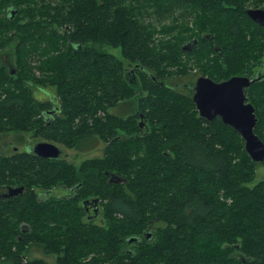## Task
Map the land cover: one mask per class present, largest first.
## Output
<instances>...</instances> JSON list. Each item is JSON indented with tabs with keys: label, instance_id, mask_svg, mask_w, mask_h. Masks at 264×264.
I'll use <instances>...</instances> for the list:
<instances>
[{
	"label": "trees",
	"instance_id": "1",
	"mask_svg": "<svg viewBox=\"0 0 264 264\" xmlns=\"http://www.w3.org/2000/svg\"><path fill=\"white\" fill-rule=\"evenodd\" d=\"M121 1L0 0V54L10 47L14 58L0 64V133L77 151L104 142L101 156L78 164L0 151V185L24 187L0 197V264H51L27 259L30 243L54 264H264V179L248 185L259 162L231 126L198 115L193 80L185 92L168 82L189 55L217 82L256 77L264 27L246 9L264 0ZM209 54L226 64L213 71ZM33 86L54 87L57 102ZM244 93L264 144V75ZM56 186L73 192L39 197ZM84 198L100 199L103 224L84 220Z\"/></svg>",
	"mask_w": 264,
	"mask_h": 264
},
{
	"label": "water",
	"instance_id": "2",
	"mask_svg": "<svg viewBox=\"0 0 264 264\" xmlns=\"http://www.w3.org/2000/svg\"><path fill=\"white\" fill-rule=\"evenodd\" d=\"M246 14L258 25L264 27V8L249 7L246 9ZM186 47L183 48L186 49ZM11 73H13L12 70ZM263 75L264 73H260L253 78L236 75L219 82L207 76H199L193 86L192 94V101L198 115L208 120L219 117L224 123L231 126L242 137L245 150L252 161L259 163L264 161V144L253 131L257 117L253 105L247 101L244 89ZM12 146L13 149L19 148L16 145ZM24 149L37 156L52 159L58 158L62 151L59 145L48 140L25 145ZM23 189V186H9L7 194L15 196ZM133 240L134 238H130L129 242Z\"/></svg>",
	"mask_w": 264,
	"mask_h": 264
},
{
	"label": "rangeland",
	"instance_id": "3",
	"mask_svg": "<svg viewBox=\"0 0 264 264\" xmlns=\"http://www.w3.org/2000/svg\"><path fill=\"white\" fill-rule=\"evenodd\" d=\"M127 1L128 0H124L121 2L125 3ZM189 21H190V23H189L188 27L192 28L193 22H192V20H189ZM170 23L171 22H167L168 26H170ZM161 31H163V32L157 33V36H163L165 38L171 37L173 35H177L179 33V30H170L168 32H165L166 29H164V30L161 29ZM189 33H191V32L188 31L185 34H189ZM104 49L108 52H111V53L117 55V56H120V52L116 48H113L109 45H104ZM213 55L214 54H209V56H205V57L207 60L206 62H210L212 64V66L214 67L213 71H215L220 66H222L223 64H226V63H224L223 61H221L218 58L216 60ZM197 58H196V56H191V55L182 58V62L185 63L186 73L181 74V75H177L168 81L170 84L177 85V87H176L177 90H179L181 92H185L186 91L185 87L187 86V83H189L190 79L194 81V79L200 74H203L206 76V73H203V71L207 68H204V66H202V65H198V64L195 65L194 64V62L196 61ZM13 61H14L13 51L11 50L10 47H8L4 52H2L0 54V64H4L6 67H9L13 63ZM263 65H264V55L260 57V60H258L257 58L254 59L251 62L250 66H252L253 70H256L259 66H263ZM201 67H203V69ZM232 76H236V75H232ZM232 76H230V77H232ZM237 76H241V75H237ZM184 85H186V86H184ZM32 89H33V93L35 94L36 98H39L41 100L51 99L54 102H57L54 87L40 89V88H35V86H33ZM246 97H247V95H246ZM247 99H248V97H247ZM248 101H249V99H248ZM249 102H251V101H249ZM140 122H142V119H140ZM42 140H46V139H44L42 137H36L33 135L32 132L9 131V132H7V134L0 133V146L2 144L7 143V141L10 142L12 145H16V146L21 147V146H25V145H33L35 142L42 141ZM51 142H53V141H51ZM54 143H56V142H54ZM56 144H58V143H56ZM103 148H104V142H102L100 140H96V139L91 141L90 146H88L84 150L77 151V150H74L72 148H68L66 150V152L68 153V161H71L74 164H78L84 159H87L90 157H97V156L99 157L103 154ZM263 179H264V162L257 164V166L255 168L254 178L248 185L253 186L255 183H257L258 181L263 180ZM101 218H102L101 220L99 218V220L101 222L98 224L104 223V215H102ZM159 226H160V223H158V222L154 223L155 228L159 227ZM27 249H28V251L26 253L27 259L42 258V259H45L46 261H48L49 263L54 264L55 255L45 253L43 248L41 246H39L38 244L30 243L28 245Z\"/></svg>",
	"mask_w": 264,
	"mask_h": 264
},
{
	"label": "flooded vegetation",
	"instance_id": "4",
	"mask_svg": "<svg viewBox=\"0 0 264 264\" xmlns=\"http://www.w3.org/2000/svg\"><path fill=\"white\" fill-rule=\"evenodd\" d=\"M195 44H196V38H192L189 41H187L183 47L187 46L185 50L190 51L191 48ZM214 50L216 52L220 53V50L217 47H214ZM140 68H142V65L140 66ZM260 73L261 74L264 73V65L257 69L255 76H257ZM199 76H205V75L200 74L197 77H199ZM132 77H134V76H132ZM197 77L194 79V84H195ZM194 84L192 85V88H193ZM52 114H58V107L54 106V109L52 108V110H50L48 112V114L45 115V119L48 121L52 120V117H51ZM7 143H8V141H7ZM59 146H60V144H59ZM18 147L19 148H17V149H13V146L9 142V147L2 144L0 146V151L3 152L4 154H6L8 157L11 155L12 150L16 151V152L25 151V149H24L25 146H21V147L18 146ZM60 147L62 148V151H61V154L59 155V158L60 159L64 158V159L68 160V153L66 152V150L68 148H65V147L63 148L62 146H60ZM117 180H119V179H117ZM119 181H121V180H119ZM8 187H9V185H7V186L6 185H0V197H2L4 199H10L11 197H13V196H9L7 194L8 193ZM72 192H73V188L68 189L66 187L56 186L50 192H39L38 194H39L40 198H44V197H47L49 194H53L57 197H60V196L70 195ZM94 199H95V201H93ZM81 202H82L81 204L83 207V211L85 213L84 214V220H86L87 222H89V221L97 222L98 221L97 223H100L101 222L100 220L102 219L101 218L102 217V204L100 202V199L99 198H84ZM99 218H100V220H99ZM154 228H155L154 223L148 224L143 231V236L146 238L149 237L151 232H153ZM141 240H139V241L141 242Z\"/></svg>",
	"mask_w": 264,
	"mask_h": 264
}]
</instances>
